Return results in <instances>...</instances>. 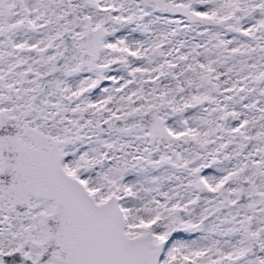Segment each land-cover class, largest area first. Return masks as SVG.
Here are the masks:
<instances>
[{
  "label": "snow or ice",
  "instance_id": "6c2138e0",
  "mask_svg": "<svg viewBox=\"0 0 264 264\" xmlns=\"http://www.w3.org/2000/svg\"><path fill=\"white\" fill-rule=\"evenodd\" d=\"M0 264H264V0H0Z\"/></svg>",
  "mask_w": 264,
  "mask_h": 264
}]
</instances>
